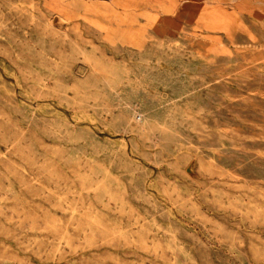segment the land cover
<instances>
[{
    "label": "rangeland",
    "instance_id": "374dc122",
    "mask_svg": "<svg viewBox=\"0 0 264 264\" xmlns=\"http://www.w3.org/2000/svg\"><path fill=\"white\" fill-rule=\"evenodd\" d=\"M0 264H264V0H0Z\"/></svg>",
    "mask_w": 264,
    "mask_h": 264
}]
</instances>
